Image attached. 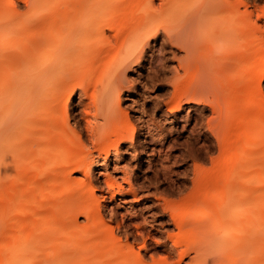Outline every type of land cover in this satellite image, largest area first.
I'll return each instance as SVG.
<instances>
[{"label":"bare ground","instance_id":"6f19581e","mask_svg":"<svg viewBox=\"0 0 264 264\" xmlns=\"http://www.w3.org/2000/svg\"><path fill=\"white\" fill-rule=\"evenodd\" d=\"M97 1L98 0H95L94 2ZM106 1L108 0H104V2ZM182 1H189V3L193 2V0ZM207 1L208 0H205L204 5L201 6L199 11L195 10L196 12H192L188 16L181 19V29L174 32L170 37L173 43L174 41H178V43L181 42L186 47V55L189 57L188 58L186 56L187 59H189L187 62H190V66L192 63L191 59L193 62H195V59L196 61L198 60L197 63L202 60L199 62V64L203 61L206 64V66H204V62L201 63V67L197 69L198 72H200L202 69L204 73L202 72V79L199 76L201 79L199 82L200 85L194 84L196 87L194 86L193 89L197 88V85L198 89H192V96H203L202 92H205V90L208 92L210 89L214 90L215 93L218 92L216 95L213 93L214 100L216 101L214 108H219L217 110L222 112L221 107L224 104H220L223 99L221 100L222 95L221 93L219 94V86H221V79H227L234 81L233 83L235 85L232 83L233 85L230 86L226 91L224 95V102L228 99L227 97H229L230 94H233V99H230L231 103H229L232 104L233 111H237L236 114L239 113L242 117L243 114L246 115L247 112L254 108H258L260 111L264 110V100L261 99L264 97H262L259 93L258 81L260 79H257L264 76V69H262L264 66H261L264 64L258 62L260 64L258 67L259 70L256 72L253 70L257 61L264 60L261 59L264 58V30H262L264 28L261 29L260 26H257L258 24L256 20L252 19L253 15L247 10V5H245V9L243 8L244 10L237 8L236 12H233V15H231L232 13L230 14L226 7H228L231 2V7H239V4L237 5L236 3L235 5V1ZM144 3H146L145 0ZM243 3L244 2L242 1V4ZM45 6V0H37L33 4V7L29 9L27 16H18V14L9 12L3 19V23H0V158H6V161L9 164V168L7 169L9 173L3 172V174L5 173L7 175H4L6 179H4L5 177L1 175L0 176L3 177L2 180H5L7 187L12 191L16 189V191H18V189L21 187L24 188L23 184L26 181L24 180V176H26L25 178L28 179L26 181L27 183L24 184V191L28 190L30 187H33L32 191H34L35 196H37L38 193H36L37 191L34 189H36V186H40L42 189H46L45 192L47 193V196L45 195V197L42 196V198H38L40 199L38 204L35 203V206L33 205L35 209L37 206L39 212H34L29 220L23 219L24 217L20 218L21 220H18L17 218L18 221L16 222H14L15 220L13 222L11 220V222L14 223L12 224L13 226L11 228L14 229V234L18 236L17 239L19 238L20 241L15 239V244H12L13 240L10 237L13 235H9V238L12 242L10 241L11 243L2 245L3 249L5 246V249L2 250L3 253H0V264L226 263V260H228V248L230 249V245L232 246V244H230V240H227V238L229 239L233 236L224 237V233H226L228 227L225 228L222 226L224 224L229 225V219L228 217H225L228 221L223 218L218 221V218L216 219L215 217L213 219H206V217L209 218L213 215L206 213L207 208L205 205L202 206L203 208L205 207V217L202 216V218L197 219L195 215L196 210L194 211L193 209L195 208L194 202L196 201V204H198L197 199L199 197L192 201V199H194H191L192 195H190L189 198L186 197L187 199L184 200L187 201H185V203L183 202L184 204L181 206V208L178 211H173L174 213H172V218L175 220V226H177L180 231H184L185 233L183 232V234L185 236L182 233H178V240L181 241L179 242L176 239V242L172 241L173 244L171 245H169L166 240L163 241L169 252L173 249L178 253L179 257L174 261L166 256L168 255V250L166 251L167 254H165V256L160 260H156L154 257H152L151 262H147L145 260L143 261L140 256H138V251H133L134 248L132 249L130 244L128 246L122 247L120 245L121 243L119 244L118 242H115L117 238L113 234L112 228H109L106 223H104L105 225L100 223V225H102H99L100 228L102 227L101 230L99 227V230L95 227H92L93 225H91V223H95L97 219L95 218V215L92 211L93 204H87L85 202L84 206L83 203L81 205L83 206V209H81L86 213L87 218L89 217L87 221L90 225L86 221L88 225L86 232H91L95 229L94 233L97 234V232H101L102 235H99L100 237L96 236V240L92 239L94 242L91 241L93 244L91 245V242H87V240L89 241L87 237L89 234L93 235L94 233H88V235H86L87 233H84L83 235L80 233L81 231H79L78 234L81 235L78 237V240L84 239L83 242H87V245L90 244L91 246L95 247L93 251L96 250V252H92V249L89 247L90 245L88 247L91 250H89L88 247H85L84 249L82 243L81 245L83 246L84 250L82 249V246L75 245L77 242L75 243L73 241H76L77 238L75 236H78L75 233V236H73L76 239L72 241L71 237L68 236L70 233L65 231L68 233V235L66 234V237L70 238V240H67L65 243V232L60 229L59 225L56 224V226L52 223V219L48 216L49 214L46 217L45 214L41 212L44 210L42 208L49 204V201L46 200V202H44V200L48 197L51 199L50 195L57 190L58 186L63 188L62 180L64 186L66 187H73L75 185V178L71 177L69 174L73 167H75V169H79L85 175V178H81L79 180L76 179V181H80L79 184L84 186L83 190H81L83 191V196H87L88 191L92 192L90 187L87 188L88 190L86 189V187L90 186L92 183L90 176L91 161L88 160L89 156L87 155L89 153L84 152L85 144L81 138V134L77 132L75 133V131L73 132L69 127L67 116L68 104L65 102V98H68V96L74 93L78 94L77 100L73 107L76 108L77 111L80 110V118L78 119L82 118L84 120L85 128L89 135L88 137H90L91 142L94 143V147L98 150L99 154L105 155L102 157L103 162L106 165V160L111 152H118V141L121 140V138H124L126 134L129 133V131L133 128L127 117L121 116L122 111L120 112L121 107L119 101L121 97V91L127 86H131L129 85V81H126L125 79L126 69L132 68V66L135 64L140 65V61L146 55L145 49L148 45H150L149 35L154 30V28L150 26V17L145 14L146 11L144 9L141 10V12H143L139 18L137 17V21L135 20V15L132 16L133 13L128 12L129 9L127 10V7L124 9L125 6L123 7V5H118V8H112L109 5H96L94 3H90L86 6H78L77 8L73 9L65 7L63 10H61V8L54 10V14H57V16L59 14L61 18L56 19L53 14H50L47 15L49 16L48 18L50 19L52 16V18H54V21H50L43 15V13H45ZM119 6H122L123 10ZM152 7L155 6L149 5L151 10ZM149 8L147 9L149 10ZM221 13H223V15H221ZM216 14L217 16H215ZM214 16L217 18H214ZM112 17L116 18V20H112ZM106 29L112 30L113 38H110V36L108 37V34L106 35ZM150 57L149 59H152ZM194 57L195 59L193 60ZM251 59L252 62H249ZM185 60L183 59V61ZM247 63H249L248 68H252V71L250 72L249 69V73L244 75L245 66ZM202 66L204 67L202 68ZM234 70H236V72ZM232 71H234V73H232ZM199 74L200 73H195L197 76ZM199 77L196 78L199 80ZM198 80H195L196 83H198ZM212 90H210L211 93L213 92ZM182 91L178 89L174 93L175 97L181 98L183 95ZM184 97H186V95ZM207 102L210 101L208 100ZM216 118H219V116L217 115L215 118L213 116L210 122ZM255 121L264 124V115L259 113L258 115L252 117L250 124H253ZM215 122H217V124L214 127L217 126L218 128L221 124V121L216 119ZM226 124L228 126V123ZM230 126L228 127L230 128ZM224 128L226 129V127ZM227 130L229 131V129ZM250 130L253 131L252 138L254 140H252V142L254 144H258L261 140L259 129ZM231 133L232 132H229L230 135ZM233 138L234 137H231L232 140ZM216 140L219 139L216 138ZM226 140L231 141L229 139ZM241 143H245L243 138L241 139ZM259 153L261 152L257 150L255 152L251 149L249 153H247L248 155L246 154L247 159H249V157L250 159H256ZM73 157L77 158L74 159ZM237 158L240 159L239 156H237ZM116 161V158L112 159L114 169L117 168ZM102 164L103 163H101V165ZM258 165H260V162ZM87 171H89V174ZM242 172L244 174H248V176L251 175L253 178H256L255 176L259 178L261 176L260 173H264L258 169V167L255 168V170L250 168L246 171L242 170ZM19 175H21L20 178L18 177ZM8 177L9 180L7 179ZM262 177H264V175H262L261 178ZM206 178L203 186L201 185L202 187L199 188L197 185L196 190L193 191V196L196 197L198 188V193L200 192L203 194V192H205L206 194L208 193V196L209 194L215 195L216 189L214 190L213 188V190L210 189V191H207L208 188L206 186V181L208 178L207 180ZM20 179H23L24 182H22ZM104 181L105 183L109 184L110 187H113L114 184H118L120 187L118 188L119 191L123 188L121 184L116 182L115 178H110L108 174H105ZM237 183L238 182H236V184ZM247 185L244 186L243 184V187H239V185L238 188H233V191H235V196H232L234 200L237 198L239 200V197H243V195L248 193L261 196L264 194V185L257 187H249ZM66 187H64V189ZM234 187L237 186L234 185ZM12 193L14 194V191ZM15 194H17V192H15ZM15 194L14 196H16ZM261 196H258L257 200L256 197L251 199H255L256 202H258V199L261 198ZM53 197L54 196H52V201L54 199ZM212 197L214 196L212 195ZM22 198L24 199L25 197ZM205 198L208 197L206 196ZM16 199L13 197V195L5 197L3 194L2 197H0V207L4 203H9L11 208L15 209V207H13V203H16L18 200ZM72 200L74 199L72 198ZM81 200L83 199L81 198ZM260 200L258 202L259 204L264 203V201L261 202ZM22 201L24 202L25 200ZM71 201H69L67 204H72ZM207 201L210 202V200ZM74 202L72 204L73 206L81 203H77L76 201ZM87 202L89 203V201ZM121 202L122 204L127 203L128 200L123 198V201ZM27 203L32 202L30 201ZM203 204L207 203L203 202ZM62 205L63 204H60V207L56 205L57 207L53 206L52 208L50 207L51 210H46L50 212L53 209V212L56 213L58 212V209L62 207ZM72 205H69V208L67 206L68 210L66 209V211L68 212L65 213H69L71 212L70 210L75 211L77 209L78 211H82L79 209L80 205L78 206L79 208L76 206L77 209H74L75 207H72ZM217 205L219 204L217 203ZM63 208L64 207L61 209ZM13 209L11 210L13 212L16 211L18 213V211H20L18 208V210ZM61 209L59 211L60 213L58 212L59 214H61ZM5 211L7 212V209ZM32 211H34V209ZM20 212V215H25L26 212L30 211L21 210ZM62 212L64 213V210H62ZM58 213H56V215H58ZM72 213L78 214L76 211ZM5 214L4 216H6ZM62 215L64 214H61V216ZM26 216L27 215H25V218ZM7 220L8 219L0 217V226H2V222ZM256 221L258 222L256 223L254 221L256 226L255 224H252L253 226L257 227L256 230L255 228L253 230L255 233H257V229H260V223L261 225L264 224V222H262L264 220H261V217L259 218V214ZM24 227H26L27 231L24 229ZM252 227L249 225V230H251ZM75 228L76 227H73L74 230L78 231L79 227L76 229ZM1 229L2 228H0V230ZM23 229L26 232L24 233L25 236L22 240L20 238L22 237L21 233ZM37 229H39L41 233L43 232L38 236V238L41 239L40 242L35 240V237L37 236ZM70 229L72 230V228ZM217 229L223 230L221 231L222 233L219 231L221 233L220 234L217 231V234ZM262 230L264 229L261 228V231ZM199 231H202L201 235ZM230 231L231 230H229V233H231ZM47 233H53V239L47 242L48 245H46V242L42 241V239L47 237ZM262 233H264V231H262ZM262 233H259L258 236H260ZM96 234H94V236ZM85 235L86 238H82ZM169 235L170 236H167L170 238L169 240H171V233ZM181 235L182 238L180 239ZM218 235L221 238L223 236L225 239L222 238L224 240H221ZM114 237L115 241L113 240ZM144 238L142 240H144ZM231 241L236 242L238 240L235 239L234 236V239L232 238ZM226 243H228V246ZM141 244V248H144L145 246L143 245V241ZM233 246L235 247L236 245ZM241 246L244 247L243 244ZM241 246L231 248L233 250L236 249V252H234L237 254V250L241 253L239 250L241 249ZM232 249L230 253H233ZM78 250L81 252L79 253ZM77 252L79 254H76ZM260 252L261 254L259 256L264 255L262 254L264 251L260 250ZM233 255L234 254H229L228 257L232 256L233 258H231V260L233 259V261H236L235 257H237L238 254L235 256ZM184 257H187V260H184ZM225 258L227 259L224 260ZM257 258L260 259L259 257ZM262 258H264V256H262ZM258 259L256 260L257 263ZM240 260L241 259L239 258V262ZM233 261H231V263H233ZM252 264L255 263L252 261Z\"/></svg>","mask_w":264,"mask_h":264},{"label":"rangeland","instance_id":"374dc122","mask_svg":"<svg viewBox=\"0 0 264 264\" xmlns=\"http://www.w3.org/2000/svg\"><path fill=\"white\" fill-rule=\"evenodd\" d=\"M36 1L37 0H0V23H3V19L9 12L18 14V16H27L29 9L33 7V4ZM45 1V13H43L45 18H48L49 16L47 15L50 14H53L56 19L61 18L59 14L58 16L57 14H54V10L60 8L61 10H63V8L65 7L73 9L77 8L78 6H86L90 3H94L96 5H109L112 8H118V5H123V7L125 6L124 9L127 7V10L129 9L128 12L133 13L132 16L135 15V20H137V17H140L141 13L143 12H141V10L144 9L146 11L145 14L150 17V26L154 28L153 32L149 35L150 45L146 47V55L140 61V65L135 64L134 66H132V68L126 69L125 79L126 81H129V85L131 86H127L126 88L122 89L120 94V112H124H121V116H126L129 122H131L133 128L129 131V133L126 134L124 138H121V140L118 141V152H111V154L106 160V165L103 162L102 157L105 155L99 154L98 150L94 147V143H92L90 137H88L89 135L86 131L84 120L82 118L78 119L80 118V110L77 111L76 108L73 107L74 103L77 100L78 94L74 93L68 96V98H65V102L68 104L67 116L69 127L73 132L75 131V133L77 132L81 134V138L85 144L84 148L86 149L87 146V149L86 151L84 149V152L89 153L86 154L89 156L88 160L91 161L90 176L92 182L90 186L86 187V189L90 187V190L92 189V192L88 191V195L83 196V191L81 190H83L84 186L79 184L80 181H76V179L79 180L81 178H85V175L82 171L73 167V169L70 170L69 174L71 177L75 178V182L77 183L74 182L75 185L73 187H66L64 186L62 180L63 188L58 186L57 190L54 192L55 194L53 193L50 195L51 199H49L48 197L44 200V202H46V200L49 201V204H47V206H45L46 204L43 205L45 206L42 208L44 210L41 211L40 209V211L43 212L46 217L49 214L48 216L52 219V223L54 225L57 224L59 225L62 231L70 233L68 235V233L65 232V243L67 240H70V238L66 237L67 234L69 237H71L72 241L77 238L76 241H73L75 243L77 242L75 245L82 246V243L85 249V247H88L90 244L93 245L92 242L96 240V236L100 237L99 235H102L101 232H99L101 234L97 232L99 229H102V227H99L100 223H103L102 225H105L104 223H106L109 228H112V232L117 238L116 241L115 237L113 239L116 243H121L120 245L122 247L128 246L130 244L132 249L134 248L133 251H138V256H140L143 261L145 260L147 262H151L152 257H154V259L156 260H160L162 257L165 256V254H167L166 251L168 250L163 241L166 240L169 245H171L173 244L172 241L176 242V239H179L178 233L183 234L184 232H182V230L180 231L179 228L175 226V220L174 218H172V213L178 211L181 208L185 201H187L184 200L187 199L186 197L189 198L190 195L193 196V191L196 190L197 185L199 186V188L203 186L205 178L207 177V191H210V189L213 190L214 188V190L216 189V192L215 195L212 194L214 196L212 197V195L209 194L208 196V193L206 194L205 192H203V194L200 192L198 193V188L197 193L195 192L197 194L196 197L191 196V199L194 198L192 199V201L196 200L199 197L197 199L198 204H196V201L194 202L195 208L193 210H196V218L200 219L202 218V216L205 217L206 213H209V215H213L209 218L206 217V219H213L215 217L216 219L218 218V221H220L222 218L226 219L225 217H228L229 221L227 219L226 220L229 222V225L224 224L222 226L225 228L228 227V230H225L226 233H224L225 235H223L224 237L233 236L230 237L231 239H234L235 236V239H237L238 241L232 242L233 240L231 241L230 238H227V240H230V244H232V246L230 245V249L228 248L229 252L227 254H234L233 256L237 254L238 255L237 257H235L236 261H233V259L231 260V258L233 257H228L227 255L228 260H226L227 258L224 259L226 260V263H231V261H233V263L231 264H252L253 261V263L255 264H264V258H262V256L264 255L259 256L261 254L260 250L264 251V247H262L264 246V233H262V231L264 230L261 231V228L264 229V226H262L264 224L261 225L260 223V229H257L256 231L257 233H262L260 234V236H258L259 233L257 234L255 233V231H253L254 228L255 230L257 228L255 227V222L258 223L256 221L258 218V214L259 218L261 217V220H264V206H262L264 205V203H260L262 205L258 203L260 199H262L260 200L261 202L264 201V194H262L261 196L257 194L248 193L243 195V197H239V200L238 198L234 200L232 197L235 196V191H233V188H238L239 185V187H241L243 184L244 186L248 184L247 186L249 187H257L260 185H264L261 184L264 183V177L261 178L264 173H260L261 176L259 178L257 176H255L256 178H253L251 177V175L248 176V174H244L242 172V170L246 171L250 168H253L255 170V168L257 167L262 172H264V160H262L264 159V124L258 121H255L253 124H250L251 118L258 115L259 113H262V115H264V110L260 111L258 110V108H254L247 112L246 115L243 114L242 117L239 113L236 114L237 111L234 112L232 109V104H230V99H233V94H230V96L227 97L228 99L224 102V95L226 91L230 86L234 84V81H230L227 79H221V86H219V94L221 93V95L223 96H221V100L223 99L222 102H224H220V104H224L222 106L223 109L221 107L222 112L217 110L219 108H214L216 103V101L214 100V94L216 95L218 92L215 93L214 90L210 89L213 91L212 93L210 92V90L208 92L205 90V92H202L203 96L199 95L197 97H193V92L191 93V91L194 86L196 87V85L194 84L200 85L199 82L202 79L204 73L202 69L201 71L199 70L200 72H198L197 69L201 67V63H203L204 61L201 62L200 65L199 62L202 60L197 63L198 60L196 61L194 57L193 60L195 59V62H193L191 59L192 63L190 66V62H187L189 61V59H187L188 56L186 55V47L181 42L178 43V41H174V44L172 42V39L170 38L174 32L179 31V29H181L182 24L180 20L188 16L192 12L199 11L201 6L204 5L205 0H193L192 3H189V1L182 0H145L146 3H144V0H108L106 2H104V0H98L97 2H94L95 0ZM231 1H235V5L237 3V5L239 4V7H231ZM231 1V4L226 7L227 11H229L230 14L232 13L231 15H233V12H236L237 8L240 10H244L245 5H247V10L253 15L252 19L256 20L258 24L257 26H260L261 29L264 28L262 27L264 26V0ZM242 1L244 2L243 4ZM128 2L131 4H129ZM141 2H143L144 4ZM148 3L150 6L153 5L155 7H152L151 10L149 8ZM123 7L121 6L120 8H122L123 10ZM147 8H149V10ZM221 15H223V13H221ZM215 16H217V14ZM215 16L214 18H217ZM52 17H50V19L48 18V20L54 21V18ZM112 20H116V18H113ZM105 33L106 35L108 34V37L110 36V38H113L112 30L106 29ZM151 53L153 54V57ZM2 54L5 55L4 53ZM149 57L152 59H149ZM183 59L187 60L183 61ZM261 61L256 62L255 67L253 68L254 72L259 70V63L264 64V62ZM249 62H252V59L249 60ZM248 65L249 63H247L245 66L244 75L249 73V71H252V68H248ZM204 66H206L205 62ZM204 66H202V68ZM262 69H264V67H262ZM234 71L236 72V70ZM234 71H232V73H234ZM195 73L200 74L197 76L195 75ZM199 76L201 77V79ZM193 77H199V80ZM257 79H260L258 81L259 93L262 97H264V76L259 77ZM195 80H198V83H196ZM198 85L197 88H194L193 90L198 89ZM177 88L181 91L183 90V95L181 96V98L175 97L174 93L178 90ZM185 95L186 97H188H184ZM261 99L264 100V98ZM208 100L210 102H207ZM212 115L214 116V118L217 117V115L219 116V118H216L217 120L221 121V124L218 128L217 126L214 127L217 124V122H215L216 119H213V121L210 122V120L213 118ZM226 123H228V126H232V124L233 126L237 125L234 126L236 130L233 128V126L232 128L231 126L229 128ZM238 126L241 127L239 128ZM224 127H226V129ZM227 129H229V131ZM250 129H259L261 140L258 144H254L252 142V140H254L252 138L253 131ZM229 132H232L231 135L229 134ZM231 137H234L233 140L231 139ZM216 138H218L220 141L216 140ZM242 138L245 143H241ZM226 139H229L231 141H228ZM250 142H252L253 144ZM250 148L255 152L256 150L261 152L256 157V159H250V157L249 159H247V153H249V151L251 150ZM242 155H245L244 157L246 158H244ZM237 156H239L240 159H238ZM73 158L76 159L77 157ZM114 158H116L117 160L116 169H114L112 163V159ZM259 162L260 165H258ZM101 163L103 164L101 165ZM8 168L9 164L6 161V158L4 159L1 157L0 175L5 177L4 175L6 174H3V172L9 173V171H7ZM87 173L89 174V171H87ZM105 174H108L110 178H115L116 182L123 186L122 190L119 191L118 188L120 187L118 186V184H114L113 187H110L109 184L105 183ZM1 176L0 197H2V195L4 194L5 197L13 195L15 199L16 196L18 199H16V203H13V207H15V209L11 208L9 203H4L3 205H1L2 208L0 207V217L9 220L2 222V226H0V228H2V231L0 230V249L2 248L0 250V253H3L2 250L5 249V246L3 249L2 245H6V243H11V239L13 240L12 244H15V239H17L18 237L14 234V229L11 228L13 226L12 224H14L12 222L14 220V222L21 220L20 218L23 217V219L29 220V218L32 217V214L34 212H39L37 206L35 209L34 204H38L40 200L38 198H42V196L45 197V195L47 196V193L45 192L46 189H42L40 186H36V189H34L35 191H37L36 193H38L37 196L39 197L35 196V192L32 191L33 187H30L28 190L24 191V184L27 183L26 181L28 179L25 178L26 176H24V180H26L23 184L24 188L21 187L18 189V191H16L17 189L13 190L14 194L15 192H17V194H15L16 196H14V194L12 193L13 191L7 187L5 180H2L3 177ZM18 177L20 178L21 175H19ZM4 179H6V177ZM7 179L9 180V177ZM24 180L22 179L21 181L24 182ZM200 181H202L203 183ZM236 182H238L237 184H239L240 182V184L237 185ZM198 183L202 184L199 185ZM234 185H236L237 187H234ZM64 187L66 188L64 189ZM52 196H54L53 201ZM206 196L208 198H205ZM258 196H261V198H259L258 202H256ZM22 197L25 198L23 199ZM254 197H256V200L254 199L255 201L251 199ZM72 198L74 200H72ZM81 198L83 200H81ZM123 198L127 199L128 202L122 204L121 201H123ZM219 199L222 201H220ZM22 200H25L26 202L24 201V203ZM29 200L32 203H27L30 202ZM207 200H210V202ZM69 201H71L72 204L74 201H76L77 203L81 202L76 205L77 208L80 207L79 209L84 206L85 202L87 204H93L92 211L95 215V218L97 219L93 224L90 220V223L91 225H93L92 227H95L97 229L99 227V229L96 231L98 235L94 233L95 229L91 232H86L88 227L87 223L89 224L87 219H89V217L87 218L86 213L82 210L83 208L81 209L82 211H78L75 205L73 206L71 203L67 204ZM87 201H89V203ZM203 202L207 204H203ZM82 203L83 206H81ZM217 203L219 205H217ZM60 204H63L62 207L64 208L61 209V207L60 209L61 214L64 215L61 216V214H59L60 209H58L59 213L56 212L58 213V215L53 212V209L50 212L47 211L51 210L53 206L57 207L56 205L59 206ZM69 205L75 207L74 209H77L75 211L78 214L72 213L75 212L72 210H70L71 212L69 213H65L68 212L66 211V209L68 210ZM204 205L207 208L206 213L204 210L205 207H202ZM5 208L7 209V212L5 211ZM17 208L20 209V211L28 210L31 213L26 212L25 215L27 216L25 218V215H20V211H18V213L16 211H11L12 209L18 210ZM33 209L34 211H32ZM62 210H64V213L62 212ZM4 214L7 217L4 216ZM63 217L65 218V220ZM252 224H255V226H253ZM249 225L250 227L253 226L251 230H249ZM73 227H79L78 231L74 230ZM70 228H72V230ZM24 229L27 231L26 227H24ZM24 229L22 230V237L20 238L22 240L25 236L24 233L26 232ZM220 229H217L216 233L217 231L218 233L223 231ZM38 230L39 229L36 230L37 236L35 237V240L40 242L41 239L38 238V236L43 232L41 233L40 230ZM229 230H231V233H229ZM79 231H81L80 233L83 235L84 233H87L86 235H88V233H94L96 235L94 236V234H89L90 237H87V239H89V241L87 240V242H92L87 245V242H83L84 239L78 240V237L81 235L78 234ZM199 232L201 235L202 231ZM74 233L78 236H75ZM168 233H171V240H169L170 238L168 236L170 235ZM9 235L13 236L10 237ZM86 235L82 238H86ZM143 235H146L148 237L145 236L144 238ZM224 237L222 236V238ZM143 238L144 240H142ZM181 238L182 235L180 236V239ZM222 238L221 240L225 239ZM52 239L53 233H49L45 239H42V241L46 242V245H48L47 242H49V240L51 241ZM17 240L20 241L19 238ZM141 240L144 242V248H141ZM178 241L180 242L181 240ZM226 244L228 246V243ZM242 244L244 245V247L241 246ZM91 245L89 247L92 249V252H96V250L93 251L95 247ZM233 245L236 246L234 247ZM79 246L76 247L81 248ZM239 246H241V249L238 248L241 253L237 250L238 253L236 254V249L233 250L232 248H236ZM90 248L89 250H91ZM231 249L233 253H230ZM78 252L76 254H79L81 251L79 253ZM262 254H264V252H262ZM166 256H168L169 259H172V261L178 259L179 257L178 253L173 249L170 250V252L168 250V255ZM256 256L260 259H258ZM239 258L241 259L240 262ZM183 259L187 260V257H184ZM257 259L258 263L256 261Z\"/></svg>","mask_w":264,"mask_h":264}]
</instances>
